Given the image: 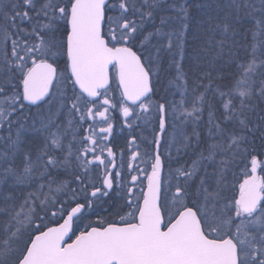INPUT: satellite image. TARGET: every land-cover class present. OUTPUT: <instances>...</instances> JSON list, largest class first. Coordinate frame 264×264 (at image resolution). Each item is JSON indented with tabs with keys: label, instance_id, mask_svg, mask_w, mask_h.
<instances>
[{
	"label": "snow or ice",
	"instance_id": "obj_1",
	"mask_svg": "<svg viewBox=\"0 0 264 264\" xmlns=\"http://www.w3.org/2000/svg\"><path fill=\"white\" fill-rule=\"evenodd\" d=\"M0 264H264V0H0Z\"/></svg>",
	"mask_w": 264,
	"mask_h": 264
},
{
	"label": "flooded vegetation",
	"instance_id": "obj_2",
	"mask_svg": "<svg viewBox=\"0 0 264 264\" xmlns=\"http://www.w3.org/2000/svg\"><path fill=\"white\" fill-rule=\"evenodd\" d=\"M121 137L127 135V132L119 134ZM122 142V141H121Z\"/></svg>",
	"mask_w": 264,
	"mask_h": 264
},
{
	"label": "rangeland",
	"instance_id": "obj_3",
	"mask_svg": "<svg viewBox=\"0 0 264 264\" xmlns=\"http://www.w3.org/2000/svg\"><path fill=\"white\" fill-rule=\"evenodd\" d=\"M93 219H95V217H93Z\"/></svg>",
	"mask_w": 264,
	"mask_h": 264
}]
</instances>
